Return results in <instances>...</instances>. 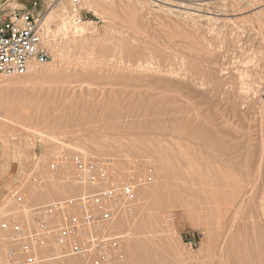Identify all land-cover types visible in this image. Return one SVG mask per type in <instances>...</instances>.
Segmentation results:
<instances>
[{
  "label": "rangeland",
  "instance_id": "obj_1",
  "mask_svg": "<svg viewBox=\"0 0 264 264\" xmlns=\"http://www.w3.org/2000/svg\"><path fill=\"white\" fill-rule=\"evenodd\" d=\"M59 1L30 5L43 20L58 11L51 48L42 43L49 58L34 63L62 77L21 89L18 124L1 122L0 170L17 176L0 195V224L31 229L44 204L131 184V210L120 206L102 226L113 239L106 264H264V0ZM205 10L209 21L198 16ZM77 154L107 178L78 183ZM10 234L0 226L1 256L14 246ZM51 242L35 264L77 256Z\"/></svg>",
  "mask_w": 264,
  "mask_h": 264
},
{
  "label": "built area",
  "instance_id": "obj_2",
  "mask_svg": "<svg viewBox=\"0 0 264 264\" xmlns=\"http://www.w3.org/2000/svg\"><path fill=\"white\" fill-rule=\"evenodd\" d=\"M78 1L72 0L74 4ZM33 4L36 6L37 2ZM42 21L43 14H35L29 9L20 12L17 8L5 10L0 7L1 75H22L30 61L47 62L49 56L42 47ZM83 159L80 154L73 157L78 183L94 186L100 179L107 178L106 172L99 170L98 180L95 176L99 168L97 162ZM151 176L152 169L148 167L145 180L150 181ZM134 198L135 190L131 184L111 185L34 209L36 225L31 229L14 223L9 226L4 222L1 227L11 232L14 246L5 256L0 255V264H35L38 258L33 246L38 249L49 246L50 240L61 255L80 256L82 264H106L108 247L113 239L104 236L106 230L102 226L112 224L120 206ZM57 214L62 216L54 220ZM107 241H110L109 245Z\"/></svg>",
  "mask_w": 264,
  "mask_h": 264
},
{
  "label": "bare ground",
  "instance_id": "obj_3",
  "mask_svg": "<svg viewBox=\"0 0 264 264\" xmlns=\"http://www.w3.org/2000/svg\"><path fill=\"white\" fill-rule=\"evenodd\" d=\"M72 1V0H71ZM153 1V0H152ZM151 1V2H152ZM173 1V0H172ZM166 2V1H165ZM167 2H169V1H167ZM180 2V1H179ZM205 2H207V1H205ZM172 3V2H171ZM177 3V2H176ZM183 3H185V2H183ZM58 4L61 6V5H63V3H62V0H60L59 2H58ZM153 4V3H152ZM154 4H155V2H154ZM162 4V3H161ZM198 4V3H197ZM207 4V3H206ZM211 4V3H210ZM180 5V4H179ZM190 5H192V4H190ZM199 5V4H198ZM203 5H205V4H203ZM65 6V5H64ZM166 6H167V4H166ZM165 6V7H166ZM178 6V5H177ZM182 6V5H181ZM204 7V6H203ZM63 8H65V7H62V9ZM161 8V7H160ZM167 8V7H166ZM177 8V7H176ZM179 8V7H178ZM188 8V7H187ZM186 8V9H187ZM207 8V7H206ZM151 9V8H150ZM169 9V8H168ZM196 9V8H195ZM162 10V9H161ZM180 10V9H179ZM168 11H170V9L168 10ZM188 11V10H187ZM196 11V10H195ZM206 11V10H205ZM215 11V10H214ZM171 12V11H170ZM169 12V13H170ZM179 12H181V11H179ZM204 12V11H203ZM163 13V12H162ZM190 13H192V12H190ZM195 13V12H194ZM199 13H201V12H199ZM57 14H58V11L56 10V9H52L50 12H49V14H47L46 16H45V19L42 21V24H41V27H45V33L47 34V35H45V33H44V35L45 36H47V38L45 39L46 41H42V43H43V45L44 46H46L47 48L48 47H50L51 48V44H50V40L48 39V34L49 33H51V27H53V24L55 23V21H56V18H57ZM175 14V13H174ZM182 14V13H181ZM212 13H210V11L208 12V10L205 12V13H201V14H199L198 16L200 17V18H202V19H204V20H207V21H209V19L211 20L212 19V16L213 15H211ZM195 15V14H194ZM216 15V14H215ZM63 16V15H62ZM196 17V16H195ZM199 18V19H200ZM68 20V19H67ZM67 20H65V18L64 17H62V19H61V21H60V23H59V25L57 26V29L58 30H60V32L61 31H63L64 30V35H62V36H65L66 34H65V31H67V29L69 28V26H68V28H67V23H69V22H67ZM198 21V20H197ZM203 21V20H202ZM210 23H212V22H210ZM57 25V24H56ZM71 27V26H70ZM56 29V30H57ZM69 30V29H68ZM78 32H80V30H77V31H75V32H73V34H76V33H78ZM65 37H67V36H65ZM73 38L72 39H69L70 40V42L72 43V44H75V43H77L78 41H77V39H75V35H73L72 36ZM81 37V36H80ZM52 39V38H51ZM85 39V38H84ZM69 40L67 41L68 43H69ZM66 42V43H67ZM82 42V41H81ZM83 42H86V40L84 41L83 40ZM82 42V43H83ZM79 43V42H78ZM85 44V43H84ZM76 45V44H75ZM85 45H87V44H85ZM70 46V45H69ZM70 49V48H69ZM60 51V50H59ZM94 54V53H93ZM92 53H91V56L93 55ZM76 56V55H75ZM264 56V55H263ZM74 59V58H73ZM81 59V58H80ZM79 59V60H80ZM58 60V59H57ZM78 60V58L76 59V61ZM95 60V59H94ZM140 60V59H139ZM141 61V60H140ZM146 61V60H145ZM151 61V60H150ZM58 62V61H57ZM102 62V61H101ZM148 62V61H147ZM249 62V61H248ZM252 62V61H251ZM55 63V62H54ZM53 63V64H54ZM67 63V62H66ZM80 63H81V61H80ZM142 63V62H141ZM146 63V62H145ZM149 63V62H148ZM147 63V64H148ZM254 63V62H253ZM252 63V64H253ZM75 64H77V63H75ZM74 64V65H75ZM82 64V63H81ZM93 64V63H92ZM98 64V63H97ZM128 64V63H127ZM133 64V63H132ZM135 64V63H134ZM138 64V63H137ZM49 65V64H48ZM60 65V64H59ZM62 65V64H61ZM67 65V64H66ZM101 65V64H100ZM249 65V64H248ZM256 65V64H255ZM139 66H140V64H139ZM144 66V65H143ZM45 68L47 67V65L46 66H44ZM43 67V68H44ZM79 67V66H78ZM88 68L90 67L89 65L87 66ZM86 67V69H88ZM101 67V66H100ZM133 67V66H132ZM138 67V66H137ZM145 67V66H144ZM147 67V66H146ZM148 67H151V66H149L148 65ZM80 68V67H79ZM94 67L92 66V69H93ZM129 68V67H128ZM131 68V67H130ZM135 68H136V66H135ZM141 68V67H140ZM156 68V67H155ZM74 69V68H73ZM72 69V70H73ZM77 69V68H76ZM82 69H83V67H82ZM100 69V68H99ZM133 69V68H132ZM139 69V68H138ZM147 69V68H146ZM149 69V68H148ZM151 69V68H150ZM150 69H149V71H150ZM260 69V68H259ZM258 69V70H259ZM62 70V68H60V67H58V68H53V69H51V70H43V69H40L39 67H37L36 66V64L34 63V61H30L29 62V65H28V68H27V71L24 73V74H22V75H11V76H8V77H0V89H2V92L0 93V127L2 126L1 125V122H10V123H15V121H16V115L14 116V112L17 110V108L21 105L20 104V102L21 101H19V98H21V97H19L18 96V93L20 94V91L22 92L23 90H21V89H23V88H27V87H31V89H32V87L34 88L33 90H30V91H34L35 90V87L34 86H38V85H41V84H46L47 82H50L51 80H55V79H57V78H60V77H62V74H60L61 71ZM90 70H91V68H90ZM101 70V69H100ZM144 70V69H143ZM153 70V69H152ZM157 70V69H156ZM69 71V70H68ZM83 71V70H82ZM155 71V70H154ZM157 72H159V70L157 71ZM157 74V73H156ZM1 75V74H0ZM5 76V75H4ZM14 76V77H13ZM259 76V75H258ZM260 77V76H259ZM258 77V78H259ZM261 78V77H260ZM259 78V79H260ZM262 79V78H261ZM85 80H89V79H85ZM91 81V80H90ZM257 81V80H256ZM263 81V80H262ZM46 82V83H45ZM83 82H86V81H83ZM264 82V81H263ZM88 83V82H87ZM91 84V86H92V82H90ZM84 84V83H83ZM89 84V83H88ZM256 84V83H255ZM264 85V84H263ZM87 86V85H86ZM256 86V85H255ZM40 87H42V85L40 86ZM39 87V89H38V91L37 92H41V90H43V88H40ZM82 87V86H81ZM89 88H90V86H88ZM80 89H82V88H80ZM87 89V88H86ZM249 89H252V88H249ZM248 89V90H249ZM5 92H4V91ZM29 90V89H28ZM8 91H10V92H13V93H11V95H9L8 93ZM257 91V90H256ZM7 92V93H6ZM23 93V92H22ZM21 93V94H22ZM32 93H34V92H32ZM247 93H248V91H247ZM257 93V92H256ZM13 94V95H12ZM17 94V95H16ZM254 94V93H253ZM32 95V94H31ZM258 95V94H257ZM23 96V95H22ZM35 96V95H34ZM246 96V95H245ZM37 97V96H36ZM250 98V97H249ZM254 98V97H253ZM23 99V98H22ZM245 99V98H244ZM25 100V96H24V99H23V101ZM247 100V99H246ZM245 100V101H246ZM245 101L243 102V104L245 103ZM248 101V100H247ZM55 102V101H54ZM246 104V103H245ZM24 105V104H23ZM247 105V104H246ZM245 106V105H244ZM261 106H262V104H261ZM255 108V107H254ZM260 108V107H259ZM264 108V107H263ZM261 109V108H260ZM18 110H19V108H18ZM17 110V111H18ZM259 110V109H258ZM257 110V111H258ZM263 112V111H262ZM261 113V112H260ZM3 114H5V116H3ZM264 113H262L261 115H263ZM15 124H18V123H15ZM19 126H22V125H19ZM3 127V126H2ZM1 127V128H2ZM24 127V126H23ZM24 129H26V130H30V131H33V132H35L38 136H40V137H42V138H46V139H54L55 138V136L53 137V135H51V134H49V133H46V132H43V131H41V130H38V129H34V128H31V127H29V126H26ZM29 132V131H28ZM43 141V140H42ZM92 156V155H91ZM86 161V160H85ZM66 164V163H65ZM192 165L190 164V167H191ZM53 170V169H52ZM70 170H71V167L70 166H68V165H66V167H65V172H66V177H67V175H70ZM74 170V169H73ZM192 170H193V168H192ZM196 170V169H195ZM199 170V169H198ZM197 170V171H198ZM208 171H209V168L207 169ZM206 170V171H207ZM72 171V170H71ZM194 171V170H193ZM192 171V172H193ZM196 171V172H197ZM201 171V170H200ZM212 171V170H211ZM73 173H75L74 171H73ZM115 174H116V172H114ZM107 174V173H106ZM112 174V173H111ZM119 174V173H118ZM122 174V173H121ZM75 175V174H74ZM113 175V174H112ZM109 176V175H108ZM118 176H120V175H118ZM122 176V175H121ZM120 176V177H121ZM69 177V176H68ZM112 177V176H111ZM115 177V176H114ZM71 178V177H70ZM123 178V177H122ZM114 179H117V178H114ZM119 179V178H118ZM102 180V179H101ZM108 180V179H107ZM124 180V179H123ZM105 181V180H104ZM115 181V180H114ZM118 181V180H117ZM121 181V180H120ZM99 182H102V181H99ZM99 182H98V184H99ZM110 182V181H109ZM111 182H113V181H111ZM158 182V181H157ZM68 183V182H67ZM114 183V182H113ZM112 184V183H111ZM118 184H119V182H118ZM118 184H116V185H118ZM124 184V183H123ZM93 185V184H92ZM91 185V186H92ZM112 186H114V185H112ZM63 187V186H62ZM157 187V186H156ZM64 188V190H63V192L64 193H66V190L65 189H67V188H65V187H63ZM82 188L85 190L86 189V186H82ZM88 188V187H87ZM91 188V187H90ZM146 188V187H145ZM89 189V188H88ZM158 189V188H157ZM140 190V189H139ZM154 190V189H153ZM150 191V190H149ZM35 192V191H34ZM137 192V191H136ZM146 192H147V189L146 190H144V189H142L141 188V190H140V193L143 195V196H145L146 195ZM155 192V191H154ZM150 193V192H149ZM33 194V193H32ZM157 194V193H156ZM138 198H139V196H138ZM137 198H135V200H136ZM143 199V198H142ZM134 201V200H133ZM139 201V200H138ZM142 201V200H141ZM8 202V201H7ZM155 202V201H154ZM19 203V202H18ZM137 203H139V202H137ZM133 204H134V202H133ZM19 205H20V203H19ZM22 205V204H21ZM24 205V204H23ZM132 205V204H131ZM138 205V204H137ZM121 206H123V205H121ZM125 206H126V204H125ZM125 206H123V208L125 207ZM134 206V205H133ZM7 207V206H6ZM23 207H26V206H23ZM28 207V206H27ZM127 207H128V205H127ZM126 207V208H127ZM135 207H136V205H135ZM134 207V208H135ZM143 206L141 205V208H142ZM126 208H124V209H126ZM156 208V207H155ZM4 209V208H3ZM24 209V208H23ZM22 209V210H23ZM26 209V208H25ZM29 209V208H28ZM119 209H121V207L119 208ZM128 209V208H127ZM126 209V210H127ZM129 210V209H128ZM131 210V209H130ZM129 210V211H130ZM135 210V209H134ZM138 210V209H137ZM28 211V210H27ZM120 211V210H119ZM139 211V210H138ZM23 212V211H22ZM125 212V211H124ZM137 212V211H136ZM130 213V212H129ZM20 214V213H19ZM125 214V213H124ZM154 214V213H153ZM20 216V215H19ZM21 216H22V213H21ZM61 214H57L56 215V217H54V220H59L60 218H61ZM2 219V218H1ZM22 220H23V216H22ZM53 220V219H52ZM167 220V219H166ZM13 221V220H12ZM15 221H13V223H14ZM12 223V222H11ZM2 224V223H1ZM1 224H0V226H1ZM158 224V223H157ZM2 228V227H1ZM3 232V231H2ZM6 232V231H5ZM5 232H3V233H5ZM8 232V231H7ZM9 233V232H8ZM8 233H6V234H8ZM11 235V234H10ZM129 236V235H128ZM7 238H9L8 236H7ZM11 238V237H10ZM3 239H4V236H3ZM12 240V239H11ZM1 241H2V239H1ZM3 241H7V239L6 240H3ZM9 242H10V240H9ZM11 243V242H10ZM3 244V243H2ZM13 244V243H12ZM7 245V244H6ZM5 246V245H4ZM6 247V246H5ZM34 247V253L36 254V257L38 258V255L41 253L40 251L41 250H39L38 251V247L37 246H33ZM0 250H3L2 249V246H1V248H0ZM4 251V250H3ZM6 251H8L7 249H6ZM117 251V250H116ZM2 251H0V253H1ZM3 254V253H2ZM63 256H65V255H63ZM122 256V255H121ZM60 257H61V255H60ZM120 257V256H119ZM61 259V258H60ZM80 257L78 258V256H76V257H68V258H66V259H61V261H60V264H79V262H80ZM82 261V260H81ZM115 264V263H114Z\"/></svg>",
  "mask_w": 264,
  "mask_h": 264
},
{
  "label": "crops",
  "instance_id": "obj_4",
  "mask_svg": "<svg viewBox=\"0 0 264 264\" xmlns=\"http://www.w3.org/2000/svg\"><path fill=\"white\" fill-rule=\"evenodd\" d=\"M35 1L41 3V0H32V1L31 0H0V7H2L5 10L11 9V8H17L20 12L23 10L29 9L33 13L37 14L36 8L30 7L31 3ZM0 163H2L1 157H0ZM13 163H16V161L10 160V164H13ZM16 176H17L16 172H14L12 175L6 176V175H3L0 170V195L4 191H6V188L11 185V183L15 180L14 177Z\"/></svg>",
  "mask_w": 264,
  "mask_h": 264
}]
</instances>
